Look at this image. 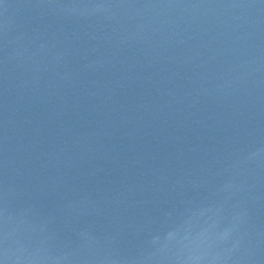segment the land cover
Returning <instances> with one entry per match:
<instances>
[{"label": "water", "instance_id": "1", "mask_svg": "<svg viewBox=\"0 0 264 264\" xmlns=\"http://www.w3.org/2000/svg\"><path fill=\"white\" fill-rule=\"evenodd\" d=\"M0 264H264V0H0Z\"/></svg>", "mask_w": 264, "mask_h": 264}]
</instances>
